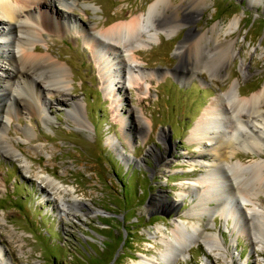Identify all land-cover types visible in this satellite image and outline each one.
Instances as JSON below:
<instances>
[{
  "label": "rangeland",
  "instance_id": "obj_1",
  "mask_svg": "<svg viewBox=\"0 0 264 264\" xmlns=\"http://www.w3.org/2000/svg\"><path fill=\"white\" fill-rule=\"evenodd\" d=\"M153 1L68 0L72 5L68 13L80 27L69 22L63 32L43 31L36 42L37 53L50 52L68 67L70 81L61 97L42 94L49 123L24 112L9 122L8 134L17 140L15 151L0 149V248L6 264H163L159 261L163 246L155 228L168 232L176 222H196L186 215L196 201L194 195L178 196L180 184L205 172L202 165L188 170L186 161L198 151L187 137L207 102L232 84L242 96L262 88L264 0H205L194 10L190 0H170L172 7L162 19L164 28L175 17L185 18L184 10L192 9L193 18L180 20L182 24L170 32L159 30L158 39H145L134 62H127L154 75L139 79L134 86L115 85L109 92L84 40L85 30L94 22L97 28H106L146 12ZM234 17L239 23L232 33L226 37L220 33V41H230L234 53L223 59V68H213L219 78L204 64L187 69V48L193 36L213 26L225 30ZM204 46L208 50L213 45ZM117 87L121 89L115 97ZM75 101L80 104V116L72 112ZM119 116L130 117L131 137L125 134ZM141 117L151 123L147 133L140 129ZM26 124L32 127L29 140L21 132ZM125 154L128 160L123 159ZM199 160L206 163L209 157ZM231 160H264V146L259 156L238 152ZM47 178L73 188L83 205L73 201L69 192L61 195L77 211L76 216L61 210V200ZM153 199L160 200V205L150 207ZM258 200L264 205V184ZM244 202L235 198L230 205L241 212L246 210ZM241 218L243 230L238 226L233 231V218L218 213L208 212L201 224L205 227L208 222L206 230L215 232L217 243L225 247L226 251L220 250L225 264H264V246L260 250L254 244L251 224ZM195 241L187 250L176 252L172 264H224L222 257L208 250L213 242Z\"/></svg>",
  "mask_w": 264,
  "mask_h": 264
},
{
  "label": "bare ground",
  "instance_id": "obj_2",
  "mask_svg": "<svg viewBox=\"0 0 264 264\" xmlns=\"http://www.w3.org/2000/svg\"><path fill=\"white\" fill-rule=\"evenodd\" d=\"M204 2L205 0H190L189 4L194 10ZM56 4L59 6L56 7ZM71 7L68 0H0V149L4 148L6 152L15 151L13 142L17 140L8 134L9 122L14 116L22 112L37 114L45 123H49L42 94H57L61 97L67 93L70 81L68 67L55 59L50 52L37 53L36 42L42 37L43 31L63 32L68 28L69 22L79 28V24L72 20L68 13ZM170 7V0H155L148 5L146 12L133 14L128 19L114 22L106 28H97L98 24L94 22L85 30L84 40L93 52L101 77L108 86H105L106 90L111 92L118 84H121V88L125 85L134 86L138 84L139 79L154 75L144 74L127 62H134L135 52L145 46L146 40L152 41L154 36L158 39L159 30L170 32L182 24L179 23L180 20L193 18L192 9L184 10L185 18L175 17L172 24L164 28L162 19L166 16V9ZM238 23L239 19L234 17L226 24L225 30L223 27L213 26L209 31L194 35L187 48V69H197L204 64L207 66H204L206 70L214 73L217 72L215 68H223V59L231 58L234 49L230 41L221 42L220 37L232 33ZM207 32L211 34L208 35ZM207 42L213 45L208 50L204 46ZM220 46L222 49H218ZM209 54H213L212 58H209ZM121 63L123 67L120 66ZM215 77L219 78L218 75ZM120 79H123V83ZM121 88L117 87L113 96L118 97ZM262 106L264 107V84L259 91L249 96L240 95L236 85L232 84L224 94L211 98L195 120L187 139L195 144L198 155L186 163L189 171H194L196 166L202 165L205 172L180 184L178 196L182 199L186 194L194 195L196 201L186 215L196 219V222H176L168 232L161 227L155 228L154 234L160 236L158 240L163 246L159 258L163 264H172L176 252L187 250L192 243H196V239H202L206 243L213 242L211 246L207 243L208 250L222 257V262L226 263L224 253L220 252L225 247L217 243V234L206 230L208 222L205 227L201 224L203 216L208 212L211 215L218 213L225 219L233 218V231L238 228L242 215L245 222L251 224L254 244L263 250L264 205L258 204V195L264 184V160H253L249 163L231 160L238 152L259 156L264 146ZM72 112L80 116V104L76 101L73 102ZM119 121L125 134L131 137V131L127 127L131 123L130 117L119 116ZM150 127V121L141 117V131L147 133ZM31 129L28 124L21 128L26 140H29ZM128 141L130 144L129 139ZM110 144L115 147L113 140H110ZM205 156H208L209 160L203 163L199 159ZM123 159L128 160L129 156L125 154ZM229 160L230 163H227ZM217 169H222L223 173L218 174ZM246 182H253L254 186L246 189ZM47 183L61 200V210L72 211L67 214L76 216L77 211L72 210L61 195L69 192L73 201L83 205L82 201L73 195V188L62 187L48 178ZM259 185L260 187H256ZM224 187H228L226 192ZM235 198L245 201V211L238 212L236 206L230 205ZM175 201L171 202L170 207L174 206ZM211 202H214V205H211ZM237 202L240 203L238 200ZM159 203L160 200L153 199L150 207H157ZM243 228L244 226H239V229ZM5 259L0 248V264H6ZM143 262L154 264L152 261Z\"/></svg>",
  "mask_w": 264,
  "mask_h": 264
}]
</instances>
